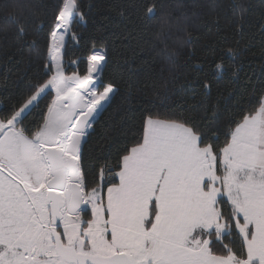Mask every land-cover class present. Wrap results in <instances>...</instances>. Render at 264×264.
<instances>
[{
	"label": "snow or ice",
	"instance_id": "1",
	"mask_svg": "<svg viewBox=\"0 0 264 264\" xmlns=\"http://www.w3.org/2000/svg\"><path fill=\"white\" fill-rule=\"evenodd\" d=\"M156 7L138 10L151 18ZM85 19L79 0H56L43 51L26 40L37 23L31 4L13 3L0 29L10 26L41 61L0 104V264H264V89L225 122L216 104L199 119L180 105L149 110L115 161L86 160L118 88L102 79L103 43L71 61L85 71L66 72V38L77 40L73 25ZM259 28L264 36V19ZM159 87L166 102L167 82Z\"/></svg>",
	"mask_w": 264,
	"mask_h": 264
},
{
	"label": "trees",
	"instance_id": "2",
	"mask_svg": "<svg viewBox=\"0 0 264 264\" xmlns=\"http://www.w3.org/2000/svg\"><path fill=\"white\" fill-rule=\"evenodd\" d=\"M17 2L32 5L37 23L29 28L26 40L43 51L56 0H0V29L10 6ZM79 2L86 19L73 25L77 40L70 35L66 38V72L85 71L86 63L77 67L71 61H84L94 44L99 48L103 43L107 61L102 79L118 88L84 146L86 160L107 157L115 161L123 146L132 142L149 110L162 114L169 106L180 105L183 115L199 119L204 104H216L218 118L225 122L240 101H248L264 89V36L259 28L264 19L262 0ZM149 2L156 4V12L145 18L138 8ZM132 3L137 8L130 7ZM241 8L247 9L242 18ZM165 46L168 56L161 54ZM228 49L236 51L234 59L225 55ZM217 63L223 64V71L215 70ZM40 64L28 48L15 41L10 26L7 32L0 31V81L7 76V86L0 83V104L7 106L13 93L38 74ZM165 82L166 102L159 87ZM45 103L40 102V109ZM40 109L34 110L29 120Z\"/></svg>",
	"mask_w": 264,
	"mask_h": 264
}]
</instances>
